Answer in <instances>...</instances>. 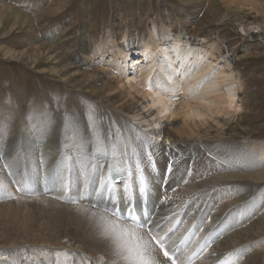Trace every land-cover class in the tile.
<instances>
[{
    "label": "bare ground",
    "instance_id": "bare-ground-1",
    "mask_svg": "<svg viewBox=\"0 0 264 264\" xmlns=\"http://www.w3.org/2000/svg\"><path fill=\"white\" fill-rule=\"evenodd\" d=\"M238 2L237 4H239ZM245 5L247 7V2ZM237 6L233 7L237 8ZM55 7L57 8L58 5ZM48 12L50 15H54L57 11L54 8L48 9ZM210 12H207V16L212 19L215 16ZM59 27L56 25L51 28V31H55ZM112 29L114 30V27ZM183 32V30H178L175 33L177 39H174V33H171L170 28L165 27L162 30V35H159L160 33L158 34L156 30H150V37L145 36V40L141 37L140 40L130 33H128V37L122 36L120 31L115 30L114 38L111 39L110 52L112 54L107 52L106 46L100 45L95 47L93 56L86 55L85 66L83 62L82 67L73 66V68L66 63L65 56L59 53L60 51L57 52L56 47L51 45L48 39H38L39 48L34 47L33 50H43L52 55L54 63H60L58 69H52L49 73H56L61 81L67 84L71 83L75 89L81 90L85 86L84 82L87 81L90 86L88 90L90 96L98 97L102 93L107 94V102L130 123L124 124V122L120 126L119 122L107 120L105 127L96 128L95 126L90 130L86 129L90 126L82 124L80 115L68 113L60 120L52 112L49 113L50 117L46 111L38 107L32 110L25 109L27 111L23 109L24 116L22 115L21 118L17 115L16 110L11 111V109L0 107V154L6 151L9 155L7 158L1 159L0 162L8 163V165L14 164V161L18 162L17 166L14 169L10 167V170L16 176L17 183H22L19 191L23 195L21 199L17 198L14 202L10 201L11 199L8 200L9 202L0 201V206L5 207L3 213H0V221L2 218L14 221L12 223L13 230L9 231L11 234L4 235V242H2L4 245L0 246L34 243L38 244V247L43 245L40 247L44 249L46 246L55 249L62 246L66 250H73V252L70 254L64 252L60 264H82L83 256H76L74 252L81 248L75 249V245L66 242L74 240L76 244H80L78 246L84 245L85 252L94 257L106 258V264H124L115 254L109 241L100 234L99 216L106 215L110 220L130 229L137 228L125 216L128 217L133 209L139 210V215L145 211L151 214L155 208L153 205L156 196L170 193L175 185H179L180 181H186L189 174H192V178L188 181L191 184L187 185L188 189L184 191L185 193L182 192L180 200L184 201L183 198L189 196L190 191L198 190L196 192L199 195H195L197 199L207 201L206 196L209 194L207 197H209L210 205H214V202H221L227 204L224 206L226 209H230V207L232 209L237 208L239 204L250 205L256 202L258 207L264 210V203L261 205L264 200V171L261 172L264 168V150L235 143L234 146H231L228 142L223 141H219L213 146H207L208 142H214L210 138L220 139L224 136L226 131L224 129L228 121L241 107L243 88L239 71L236 70L228 55H219L220 52L217 53L214 50L216 47L206 48L198 44L192 46L189 42L184 43L182 41ZM192 38H198V35L192 34ZM201 41L204 42V39ZM23 61L22 63L31 69H36L38 65L37 63L35 65V61L31 60L29 55ZM115 70L121 72V77L115 76ZM41 73H46V71ZM62 76L64 77L62 78ZM75 77L80 80L76 81L77 79H73ZM95 83L103 85L102 88L93 89L92 86ZM174 85L182 91H173ZM51 110L54 112V109ZM62 114L63 111L59 113V115ZM121 127H123V134ZM114 138L118 143L125 141L128 145L131 144L127 152L129 159L126 163L123 161L125 157H120V153L124 151L122 146L111 145L116 142ZM107 139H112L113 142L109 141L107 144ZM63 140L67 145H63ZM40 143H44L45 152L37 157L35 147L39 148L40 145H36ZM107 145H111V147L109 148ZM66 149L71 152L70 155H67ZM230 149H232L231 152H229ZM213 150L214 152L210 155ZM87 153L95 158L90 159L86 155ZM69 157L72 158V162L70 165L65 164V167L69 165V168L64 172H69L70 176L66 173L61 175L62 166L69 160ZM202 159L203 161H199ZM125 164L128 166L125 167V171H122L124 167L122 165ZM104 166L111 171L108 174L104 172L102 182L108 184L102 183L104 188L100 192H96L94 200L91 199L90 192L85 193V197H87L85 201L91 202L92 207L78 208L69 202L66 205L57 204L46 197L34 200L27 195L29 191L35 193L45 191L52 192L50 194L62 199L63 197L57 194V191H67V189L75 187L77 184L71 177L73 173H79L77 171L85 173L88 180L85 182L80 177L75 179V181H81L80 186L90 184L97 187L100 184V181H97L98 172H100L98 168ZM120 166L122 173L117 172ZM91 170H94V173H90ZM41 171L45 172V176L41 175L44 174ZM22 175L24 178L21 180ZM52 176H57L59 180H65L64 182H55L51 180ZM73 176L77 177V175ZM181 176L184 178L179 180ZM116 177H121L124 186L127 184L126 186L129 187V189L125 188L127 191L129 190L128 195L123 194L120 196L121 199H116V194H110V186H114L113 180ZM126 179L128 180L126 181ZM221 179L226 182L233 180L250 182L254 185L256 194L248 199L247 194L252 196L249 190L250 192L240 196L239 191L241 190L243 193L247 186L241 189L238 185L219 183L217 180ZM128 182L131 183V186ZM0 184L6 185L9 189L13 187L11 183L7 182L6 176L2 172H0ZM53 185L57 186L54 187L57 189L56 192L52 189ZM74 192H77L76 189ZM1 193L6 194L4 189ZM211 197H215L218 201ZM107 199L109 202H106ZM124 199L125 201L122 203L121 200ZM185 203H181L179 209L186 207ZM99 206L104 209L113 208L114 212L112 213L115 215L104 213L100 209L95 210ZM117 208L123 215L120 220L115 211ZM249 208L251 209H247L246 215L251 213L253 206ZM231 209L226 215L230 213ZM241 212L240 210L235 214L231 212V214L236 218L235 216ZM93 213L96 215L94 216ZM184 213L186 214L185 211ZM177 215L180 218L181 212H178ZM201 215L202 213H200ZM242 215L239 219L242 218ZM159 216L160 214H157L154 218L156 221L154 231L158 224L162 223L161 228H164L168 222ZM229 218L230 216L217 217L214 222L212 221L213 227L209 230V234L198 242H190L192 231L187 230L180 238L184 239L183 242L168 244L167 251L174 254L179 249L180 254L183 247L190 243L189 250L193 254L191 258H195L196 245L200 249L204 243L215 240L217 237L222 240L226 230L230 227L222 224H227ZM144 221L145 219L142 218L141 222L144 223ZM199 222L193 227V231L200 227ZM237 222L239 220H236L235 223ZM137 229L134 230L149 242L154 264L157 263L156 260L159 264H169L165 260H160L162 258H159L155 248L157 244L146 239L145 234L139 231V228ZM34 232H40L35 236L36 238L33 237ZM188 233L190 234L186 235ZM8 236L12 239H7ZM250 240L243 239L242 241L247 246L243 248L239 246L230 250L231 258H242L243 262L239 264H264V256L249 253V250L252 249ZM36 241L42 242V244ZM225 247L227 248V244ZM236 249H240L238 254L243 257L235 254ZM22 252L26 251L22 250ZM207 256L202 260L207 262L211 260L210 263L220 264V259L225 258L226 254L219 258L213 254L212 258H207ZM69 257H73V259L68 260ZM13 258L14 264H16L18 259L17 257ZM191 258L186 260L185 264H193L195 259ZM216 261L219 262L215 263Z\"/></svg>",
    "mask_w": 264,
    "mask_h": 264
},
{
    "label": "rangeland",
    "instance_id": "rangeland-1",
    "mask_svg": "<svg viewBox=\"0 0 264 264\" xmlns=\"http://www.w3.org/2000/svg\"><path fill=\"white\" fill-rule=\"evenodd\" d=\"M236 1L238 2V0H0V107L11 109V111L16 110L17 115L21 118L22 115L24 116L25 109L32 110L38 107L46 111L50 117L51 115L49 113L52 112L60 120H62L63 116L68 115V113L77 116L80 115L82 124L84 126L85 124L90 126L89 128L86 127V129L90 130L95 128V126L96 128L105 127L107 120L119 122L121 123L119 124L120 126L124 122V124L130 123L126 118L121 117L115 111L114 107L107 102V94L102 93L98 97L90 96L88 94L90 86L87 81L84 82L85 86L82 85L83 90L75 89L71 83L67 84L61 81V78L56 73H49L52 69H58L60 63H54L52 55L49 53L40 49L34 51L33 48H39L37 42L39 38L40 40L48 39L49 43L56 47L57 52L60 51L59 53L65 56L67 64H70L72 68L73 66L82 67L81 65L85 61L86 55H94L95 47L100 45L106 46L107 52L112 54L110 52L111 39L114 38L115 30L120 31L122 36L128 37V33H130L135 35L137 39L140 38L141 40L142 37L145 40V36L147 38L150 37V30H156L158 34L160 33L159 35H162L163 28L167 27L170 28L171 33H174V39H177L175 33L178 30H183L182 41L184 43L189 42L192 46L198 44L206 48L210 46L216 47L214 50L217 53L220 52L219 55H228L236 70L239 71L243 88V92L241 93L243 99L240 107L241 111L239 109L237 113L233 114L232 119L228 121L224 129V131L226 130L223 134L224 136L220 139L210 138L214 142H208L207 146H213L219 143V141H223L225 143L228 142L231 146H234L235 143L264 150V0H245V2L244 0H239V4ZM246 2L247 7L245 5ZM56 5L59 8H56ZM233 6H237V8ZM54 8L57 11L55 12L56 14L50 15L48 9ZM207 12H210L215 17L209 19ZM56 25L60 27L55 31H51V28H54ZM113 27L114 30L112 29ZM192 34L198 35L199 39H193ZM201 39H204V42ZM82 46H84L85 50L82 49ZM27 55L31 57V60L33 59L35 61V65L36 63L38 64L36 69H31L22 63L24 62L23 59L27 58ZM85 65L86 63L84 62ZM42 71H46V73H41ZM115 76L121 77V72H116L115 70ZM73 79H77L76 81L80 80L78 77ZM100 85L95 83L92 88L98 90L103 86ZM172 90L176 92L182 91L176 85H174V89L172 88ZM43 105H46L50 110ZM51 109H54V112ZM62 111L63 114L59 115ZM121 129L123 134V127ZM129 137L131 136L129 135ZM114 139L116 142H113L112 139H107L106 142L108 144L109 141H112L113 143L111 145L117 144L122 146V150L124 151L120 153V157H125L123 161L126 163L129 159L127 152L131 144L128 145L125 141L121 142L119 138L118 140L120 142L118 143L117 139ZM63 145H67L65 140H63ZM69 145L71 144L69 143ZM111 145H107V147L110 148ZM36 146H39V148L35 147L36 156L38 157L45 152L44 143L37 144ZM231 151L232 149L229 150V152ZM65 152L67 155L71 153L67 149ZM213 152L214 150L211 151L210 155ZM73 155L75 156V154ZM86 155L90 159L95 158L89 153ZM8 156L6 151H3L0 154V160ZM109 159L111 160L112 157ZM199 161H203V159ZM14 162V164L10 163L9 165L8 163L0 162V172L6 176L7 182L13 185L9 189L6 185L0 184V201H8L11 199L10 201L14 202L17 198L21 199V196L23 197L19 191L22 183H17L16 176L10 170V167L14 169L17 166L18 162ZM71 162L72 158L69 157V160L62 166L61 175L66 173L70 176L69 172L64 171H67ZM66 163L69 165L65 167ZM224 163L226 164V161ZM126 166L128 165H122V171L126 170ZM120 169L121 166L118 167L117 172H121ZM98 170L100 172H98L99 178L97 181H100V184L97 187L90 184L80 186L81 181H75V179L80 177L85 182L88 180L85 173L77 171L79 173H73L71 177L74 183L77 184L75 187L71 186L72 188L67 189V191L58 192L56 188L54 189L57 186H52V189L63 197L62 199L50 194L52 192L45 191L40 193L29 191L27 195L34 200L39 197H46L51 202L57 204L66 205L69 202L72 206H77L78 208H85L86 206L92 207L91 202L85 201L87 198L85 197V193L90 192L92 194L90 195L91 199L94 200L96 192H100L104 188L102 186L104 172H106L105 174L111 173L106 166L100 167ZM262 171H264V168ZM42 173L44 174L41 175L45 176V172L43 171ZM90 173H94V170H91ZM73 175H77V177ZM23 178L24 176L22 175L21 180ZM183 178L181 176L179 180ZM190 178H192V174H189L186 181H180L179 185H175L170 193L156 196L154 205L152 203L153 208H155L151 214H148L146 211L141 215L138 214L140 217V226H136L131 221L135 227L140 229L139 231L145 234L146 239L157 244L155 248L159 258H162L160 260H165L169 264H173V261L174 264H185L186 260L190 259L193 255L189 250L190 243L183 247L180 254L179 249L174 254L169 253L167 251V245H172L175 242H180L181 244L184 239L180 238L187 230L192 231L191 239L189 238L190 242H198L202 237L205 238L209 234V230L213 227L212 221L214 222L217 217L224 216H230L228 219L229 222L222 224L227 225V227L228 225L230 226L226 230V234L223 235L222 240L217 237L215 240L213 239L210 242H206V244L204 243L200 249L196 245L197 249L194 252L195 258H191L195 259L194 263L213 264L210 263L211 260L207 262L202 260V258L206 255H208L207 258H212V254L219 258L223 254H226L225 258L220 259V264H239L243 262L242 258H231L232 252L230 250L239 246L241 248L247 246L242 241L243 239H251L250 244H252V249L249 250L250 254L256 253L263 257L264 210L258 207V203L255 202L250 205L239 204L238 209H231L230 207L231 211L226 215L230 210L224 207L227 206L226 203L214 202V205H210L209 197H207L209 194L206 196L207 201H200L195 196L199 195L197 193L198 190L190 191V195L183 198L184 201L180 200L182 199L181 194L185 193L184 191L188 189L187 185L191 184L188 182ZM51 180L64 182L65 179L59 180L57 176H52ZM217 181L219 183L238 185L241 189L247 186L246 191L242 193L240 190L241 192L239 191V194L241 196L251 191L252 196L247 194L249 196L248 199L256 194L254 192V185L250 182L240 180L226 182V180L222 179ZM113 182L115 184L114 186H110V194H116V199H121L120 196L123 194L128 195L129 190L127 191L125 189L127 184L124 186L121 177H116ZM103 184L107 185L108 183ZM128 184L131 186V183L128 182ZM127 188L129 189V187ZM3 189L6 194L1 193ZM75 189L77 191L76 193L74 192ZM109 199L106 202H109ZM211 199L217 200L215 197H211ZM186 200L189 202L187 201L185 203ZM121 201L124 203L125 199ZM181 203H185L186 207L179 209ZM263 203L264 200H262L261 205ZM251 206H253V210L251 211L253 213L246 215L247 209H251L249 208ZM97 208L95 210L100 209L104 213L113 215V208H109L110 211L101 206ZM4 209L5 207L0 206V213H3ZM240 210L242 212L238 213L235 216L236 218H234L231 212L235 214V212ZM115 211L119 220L122 219L123 215L120 210L117 208ZM136 212L139 213V210H136ZM178 212H181L180 218L177 215ZM200 213H202L201 216ZM157 214H160L159 217L168 220V222L164 228H161L162 223L158 224L154 231V224L156 222L154 218ZM241 215L242 218L239 219ZM126 218L129 217L126 216ZM142 218L145 219L144 223L141 222ZM194 218L195 220H192ZM236 220H239V222L235 223ZM13 222V220L5 218H2L0 221V230H2L0 234L4 232L3 235H0V245H4L2 243L4 242V235L11 234L9 231L13 230ZM197 222L200 223V227L193 231V227ZM39 233L34 232L33 237L36 238L35 236L39 235ZM139 235L141 236V234ZM152 237H155V239L153 240ZM7 239L12 238L8 236ZM36 242L42 244V242ZM66 242L75 245V249L81 248L74 252L76 256H83L82 264H106V258L101 256L94 257L88 252H85L83 244L80 247L78 246L80 244H76L74 240H67ZM225 243L227 244V248L225 247ZM161 245L163 246V250L167 251L169 255L174 256V259H168L164 256ZM40 246L38 247V244L35 243L31 245L17 244L15 246H0V264H14L13 257H17L18 259L16 264H60L64 252L66 254L73 252V250L68 249L67 251L62 246L58 247V249L53 247L47 248L48 246L44 249ZM240 249H236L235 254L243 257L241 254H238ZM22 250L26 252L24 253ZM71 259L73 257H69L68 260ZM244 260L246 259L244 258ZM156 262V264H159L158 260ZM217 262L219 261L215 263Z\"/></svg>",
    "mask_w": 264,
    "mask_h": 264
},
{
    "label": "snow or ice",
    "instance_id": "snow-or-ice-1",
    "mask_svg": "<svg viewBox=\"0 0 264 264\" xmlns=\"http://www.w3.org/2000/svg\"><path fill=\"white\" fill-rule=\"evenodd\" d=\"M93 215L95 216L96 213ZM98 227L102 237L109 241L115 250V254L124 264H154L149 242L144 240L134 229L110 220L106 215L99 216ZM152 239L154 240L155 237ZM161 250L164 251L165 257L171 259L169 253L163 250L162 245Z\"/></svg>",
    "mask_w": 264,
    "mask_h": 264
}]
</instances>
